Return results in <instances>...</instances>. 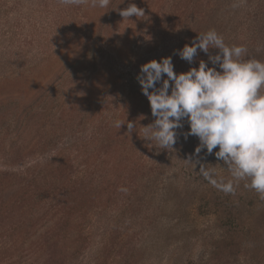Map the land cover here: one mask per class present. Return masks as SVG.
<instances>
[{"label":"rangeland","instance_id":"374dc122","mask_svg":"<svg viewBox=\"0 0 264 264\" xmlns=\"http://www.w3.org/2000/svg\"><path fill=\"white\" fill-rule=\"evenodd\" d=\"M166 1L110 0L100 8L91 0H0V84L29 85L52 62L55 73L40 79V93L58 70L52 95L73 102L88 84L93 93L82 109L89 119L70 114L57 124L64 133L58 131L61 137L45 148L47 128L35 137L33 127L28 142L6 143L10 157L0 158V264H264V199L246 181L238 182L235 194L213 186L196 159L217 179L230 174L214 154L193 155L199 140L184 139L186 122L173 149L160 148L145 134L154 117L136 79L140 66L171 57L179 74L208 60L198 50L190 65L176 54L188 44L179 39L185 16L169 24ZM133 3L145 15L123 19L119 10ZM200 3L199 10L213 1ZM228 10L231 20L219 21ZM209 20L205 30L215 29L229 46L242 45L255 54L252 59L264 61V0H231ZM67 54L75 62L65 72L60 60ZM93 80L98 84L92 91ZM74 83L79 94L70 90ZM121 115L124 130L110 138V118ZM128 121L135 123L131 131ZM115 143L132 148L131 159ZM61 146L68 150L52 160L44 181L25 173L49 163Z\"/></svg>","mask_w":264,"mask_h":264},{"label":"clouds","instance_id":"9594fccd","mask_svg":"<svg viewBox=\"0 0 264 264\" xmlns=\"http://www.w3.org/2000/svg\"><path fill=\"white\" fill-rule=\"evenodd\" d=\"M63 2L80 4L85 0ZM109 3L91 0L93 7L106 8ZM119 11L123 19L145 15L134 3ZM212 49L217 50L215 54ZM198 50L207 54L208 60L201 59L198 67L179 74L171 57L140 66L136 79L154 117L144 126L145 134L160 148L173 149L177 129L186 122L189 131L183 133L184 139L196 136L199 140L193 155L199 157L205 151L214 154L230 174L227 180L217 179L215 172L196 159L199 171L213 186L225 194H235L238 182L246 181L244 186L264 199V61L244 59L247 49L229 46L215 29L197 35L176 54L191 65ZM124 124L117 121L115 126ZM126 124L128 131L135 127L134 121Z\"/></svg>","mask_w":264,"mask_h":264},{"label":"trees","instance_id":"16d2710c","mask_svg":"<svg viewBox=\"0 0 264 264\" xmlns=\"http://www.w3.org/2000/svg\"><path fill=\"white\" fill-rule=\"evenodd\" d=\"M148 1L151 2L153 0ZM207 1H213L212 6L203 7L200 10L198 8L202 5V3H200L202 2V0L166 1V9L163 11L165 18L169 24L173 25V22H175L181 16V14H184L185 16L186 24L183 25V29L180 31L181 36L179 37L182 44H191L192 40L195 39L197 35L207 32L208 30L205 29L209 26L210 20L208 22L206 20L209 19L210 13L213 12L214 14H216L219 10H225L227 6H230L231 4V0ZM221 13L223 14V16H219V21L222 18L224 19V17H226L225 21L231 20L230 11L229 14L225 11H222ZM113 14H117L116 11L113 10ZM256 39L257 38H253V41H251V43H253V49L255 51H259V45L257 44ZM263 47L264 46H262L261 49H263ZM213 51H215V49H213ZM253 55L249 56L247 52L243 58L252 59ZM74 58V55L67 54L64 55L60 60V62L67 67L65 72L73 67L72 65H74L75 62L73 61ZM54 68L55 67H52L51 62L45 67L39 69L37 74L31 79L33 82H30L29 85L23 83L21 80H16L15 82L5 81L3 84H0V104H4V107L0 108V158L6 160L7 157H10V148L5 149L7 142L14 141L17 143L20 141V144L28 142V139H26V137L30 135V130L33 127H35V137L37 136V134H39L40 131H45V128H47L44 132L46 137L45 145L42 144L41 146L45 148V146L51 143L55 137H61L60 135L57 136L58 131L64 133L62 132L64 131V128H61L62 131L59 130L57 124L64 122V119H66L70 114L74 115L73 119L77 118L80 115H84L86 119H89V111L82 109H85L84 106L86 107L85 103L87 102V100H92L93 93L90 92L91 85H84L85 90L83 91V96L79 95L73 102L71 98H69L67 101L65 100V97L56 95V93L52 95V91L57 90L56 87L59 86V75L57 72L60 71L58 70L54 79L52 80V83L50 85L46 84L42 88H40L41 91L44 90L43 93H40V91H38V84L40 79L41 82H43V79H46L47 77L48 80H50L51 75L55 73L53 72ZM75 75L77 74H73V76ZM92 82L91 88L93 91L97 87L98 82H96L95 80H93ZM71 89L74 90L73 95L75 93L79 94V90L77 91L75 83L71 85L70 90ZM9 102H12V105L8 106ZM66 111H68L69 114H65ZM28 114H30V117L27 119ZM110 120L112 122L113 129V132L110 136V138H112L116 134L117 130H124V125H122L121 128L115 126L117 121L122 122V115L116 118L111 117ZM83 124L84 123H82L81 126ZM71 128L75 129V126ZM34 135L32 136V138L34 137ZM56 139L57 138H55V140ZM77 141L78 140L75 139L73 142L75 143ZM83 145L84 144H82V146ZM115 145L119 148V151H121L123 155H126L125 159H131L129 155L132 151V148H129L128 151H126L124 147H120L117 143H115ZM67 150L68 149L66 147L61 146V148H59L55 152V154L53 153L54 156L50 157L49 160L51 161L49 163H46L48 162V160H45L43 165L36 164L30 169H27L25 173L33 171L35 173L34 178L36 180L40 182L44 181L45 177H43V174L44 171L48 169L49 164H51L52 160H55V158H62L61 156H65V151ZM85 156L86 154L83 153L80 157L85 158Z\"/></svg>","mask_w":264,"mask_h":264}]
</instances>
